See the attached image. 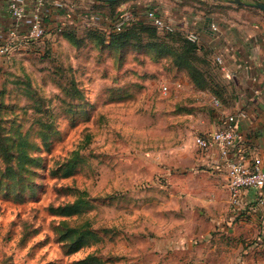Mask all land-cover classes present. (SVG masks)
I'll return each instance as SVG.
<instances>
[{"label":"rangeland","instance_id":"1","mask_svg":"<svg viewBox=\"0 0 264 264\" xmlns=\"http://www.w3.org/2000/svg\"><path fill=\"white\" fill-rule=\"evenodd\" d=\"M117 1L57 0L70 15L0 57V264H264L233 258L227 233L196 227L205 206L169 187L202 150L190 146L202 94L175 89L170 58L110 43L116 13L215 0Z\"/></svg>","mask_w":264,"mask_h":264},{"label":"crops","instance_id":"2","mask_svg":"<svg viewBox=\"0 0 264 264\" xmlns=\"http://www.w3.org/2000/svg\"><path fill=\"white\" fill-rule=\"evenodd\" d=\"M94 1L109 6L108 1ZM242 1L215 0L210 3L211 8L196 10L187 3L166 1L149 8L171 20L180 32L194 30L200 35L197 53L202 58L200 68L207 79L206 86H196L186 71L183 73L185 81L179 79L184 87L190 86L202 94L201 102L205 106L201 107L200 114L193 115L197 133L216 129L224 115L235 113L248 152L261 157L264 166V9L255 5L264 0ZM9 2L0 0V41L9 38L13 29L16 43L25 44L22 36L28 29L27 21L16 22ZM38 2L42 3L47 27L57 24L55 18L70 15L65 13V8L57 6V0H27V17ZM111 23L112 32L114 21ZM212 23L217 24V30L212 28ZM217 54H222L223 64L216 62ZM216 97L220 100L218 105L214 103ZM192 144L195 146L193 137L190 146ZM190 159L192 167L173 170L169 187L174 188L175 193L177 187L185 185L188 201L205 206L206 212L196 224L197 228L227 233L231 237L226 235L224 245L229 238L234 241L235 245H230V252L236 254L233 258L245 262L251 252L252 259L260 263V259L264 260V206L258 202L259 191L246 189L242 204L234 209L230 205L227 166L218 149L194 151Z\"/></svg>","mask_w":264,"mask_h":264},{"label":"built area","instance_id":"3","mask_svg":"<svg viewBox=\"0 0 264 264\" xmlns=\"http://www.w3.org/2000/svg\"><path fill=\"white\" fill-rule=\"evenodd\" d=\"M27 0H10L9 6L13 18L16 22L27 21L28 29L22 36V40L27 43L29 40L40 39L46 32L45 16L42 12V3L33 8L28 16ZM61 5V3H56ZM144 18L154 24L160 31H172L177 29L175 24L159 13L156 9L149 8L144 13ZM140 19L139 14H132L129 11L121 12L114 20L115 30L123 29L131 21ZM214 30L218 29L216 23H212ZM16 30L10 31V37L0 41V57L9 54L19 42L14 38ZM186 36L194 41L200 40L197 31L188 30ZM21 40V41H22ZM216 62L224 63L222 54H217ZM184 86L182 81H175V89ZM162 91L167 93L171 90L170 82H162ZM215 104L220 100L216 97ZM238 115L228 113L222 117L221 124L214 130L196 133L193 137L195 145L203 150L217 148L220 155L225 159L228 175V188L230 192V205L234 209L242 204V195L246 189H257L259 191L258 202L264 206V166L261 157L251 155L247 149L245 137L238 130Z\"/></svg>","mask_w":264,"mask_h":264},{"label":"trees","instance_id":"4","mask_svg":"<svg viewBox=\"0 0 264 264\" xmlns=\"http://www.w3.org/2000/svg\"><path fill=\"white\" fill-rule=\"evenodd\" d=\"M107 3L110 7H112V9H114L116 5L121 2L116 0L108 1ZM63 29L65 28H61V30ZM63 31H65V33L71 37V39H76L71 31ZM143 32L144 34L140 35ZM133 40H136L139 48L146 47L152 50L157 55V57L170 58L177 69L187 72L188 76L196 86L202 88L206 86L207 79L205 77L204 71L200 68V62L202 58L197 53L198 42L188 38L185 33L180 32L178 29L172 31H160L150 21L146 20L145 18H140L131 21L121 30L112 31L110 37V43L120 47L127 45ZM19 144L23 150L20 152V160H23L24 158L28 157L24 148L26 140L21 139ZM75 151L78 152V149ZM78 154L79 156L83 157L80 151ZM83 160L79 158L76 161H70L69 165L75 169ZM82 202L85 203L87 200L79 198L78 200L74 201L73 204L69 205V212L78 210L79 205ZM86 232L90 233L92 236L94 235V231L91 229H88ZM82 242V237L76 240V244L78 246L81 245Z\"/></svg>","mask_w":264,"mask_h":264},{"label":"water","instance_id":"5","mask_svg":"<svg viewBox=\"0 0 264 264\" xmlns=\"http://www.w3.org/2000/svg\"><path fill=\"white\" fill-rule=\"evenodd\" d=\"M101 1H116V0H101ZM231 1H233V2H243L242 0H231ZM255 5L257 7H260L262 9H264V2L259 1V2L255 3Z\"/></svg>","mask_w":264,"mask_h":264}]
</instances>
